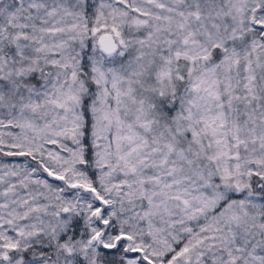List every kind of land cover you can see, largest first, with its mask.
Masks as SVG:
<instances>
[{
    "label": "snow or ice",
    "instance_id": "obj_1",
    "mask_svg": "<svg viewBox=\"0 0 264 264\" xmlns=\"http://www.w3.org/2000/svg\"><path fill=\"white\" fill-rule=\"evenodd\" d=\"M0 264H264V0H0Z\"/></svg>",
    "mask_w": 264,
    "mask_h": 264
}]
</instances>
